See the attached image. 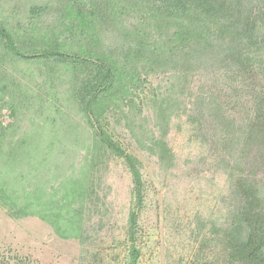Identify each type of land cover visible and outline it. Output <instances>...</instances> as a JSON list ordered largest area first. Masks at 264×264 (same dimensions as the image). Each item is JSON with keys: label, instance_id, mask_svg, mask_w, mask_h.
Masks as SVG:
<instances>
[{"label": "trees", "instance_id": "1", "mask_svg": "<svg viewBox=\"0 0 264 264\" xmlns=\"http://www.w3.org/2000/svg\"><path fill=\"white\" fill-rule=\"evenodd\" d=\"M189 68L203 72L212 83V90L198 97L205 113L200 116L213 126L215 155L228 167L231 207L224 223L211 225L208 242L218 249L223 264H264V0L0 3V167L18 164L40 148L37 139L46 131L39 133L38 120L46 115V96L52 97L53 106L59 105L50 106L57 113L51 130H59L54 137L44 136L51 139L48 153L54 138L73 134L62 108L75 106L95 147L121 158L132 177L124 264H138L139 212L145 197L139 161L112 137L107 114H123L127 129L140 130L145 113L153 109L158 116L165 99L164 93L152 94L151 103L141 109L142 98L138 102L133 97L141 89V77L171 71L186 77ZM212 94L218 104L209 114L204 100ZM198 98L193 103L196 112ZM7 183L0 172L3 196ZM41 188L27 199H47ZM50 209L34 213L24 207L20 216H38L58 231ZM56 217L68 226L63 237L72 236L74 219L67 221L69 214ZM201 258L196 254L190 264H205Z\"/></svg>", "mask_w": 264, "mask_h": 264}, {"label": "rangeland", "instance_id": "2", "mask_svg": "<svg viewBox=\"0 0 264 264\" xmlns=\"http://www.w3.org/2000/svg\"><path fill=\"white\" fill-rule=\"evenodd\" d=\"M15 1L7 0L8 6ZM105 43L112 44L109 40ZM174 44L178 41L171 47ZM189 69L186 77L179 78L172 71L141 77V89L133 95L134 101L142 98L141 109L151 103L152 94L164 93L165 99L158 116L153 109L145 113L147 119L140 130L127 129L123 114H107L112 137L139 161L145 197L139 212L138 264H190L196 254L203 257L202 263L223 264L218 249L208 239L213 236L211 225L219 226L228 218V167L221 155H215L213 126L200 116L204 109L198 97L212 90V83L203 72ZM212 95L204 100L209 114L218 104ZM46 98V115L38 120L42 127L39 133L46 131L37 139L40 148L18 164L0 167L1 180L8 182L4 188L7 195L0 191V262L124 264L128 245L125 233L133 208L128 168L105 147H95L90 128L72 105L62 110L69 115L73 134H67L66 139L54 138V148L48 153L46 146L51 139L44 136L48 133L54 137L59 129L51 130L57 113L50 107L52 97ZM195 98L199 99L197 112ZM40 187L48 198L35 203ZM33 190L37 194L27 199ZM28 203L32 206H26ZM24 207L34 213L52 208L56 215L69 214L67 221L74 219L72 236L63 237L69 233L63 219L53 216L56 231L38 216H20Z\"/></svg>", "mask_w": 264, "mask_h": 264}]
</instances>
